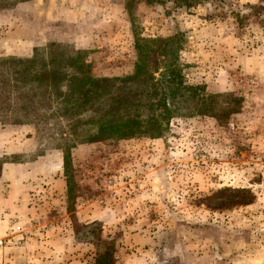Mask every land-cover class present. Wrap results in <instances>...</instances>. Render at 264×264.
Returning a JSON list of instances; mask_svg holds the SVG:
<instances>
[{
    "label": "rangeland",
    "instance_id": "374dc122",
    "mask_svg": "<svg viewBox=\"0 0 264 264\" xmlns=\"http://www.w3.org/2000/svg\"><path fill=\"white\" fill-rule=\"evenodd\" d=\"M178 31L206 99L101 135L79 65L123 79ZM0 239V264H264V0H0Z\"/></svg>",
    "mask_w": 264,
    "mask_h": 264
},
{
    "label": "trees",
    "instance_id": "16d2710c",
    "mask_svg": "<svg viewBox=\"0 0 264 264\" xmlns=\"http://www.w3.org/2000/svg\"><path fill=\"white\" fill-rule=\"evenodd\" d=\"M183 38L184 34L178 31L164 39H138L135 73L123 79L94 77L89 72V65H79L82 72L70 78L72 95L77 94L84 105L92 108L104 98L109 101L106 112L93 120L99 125L101 135L130 137L141 132L159 135L168 130L172 118L184 115L185 107L180 104L193 100L200 103L206 99L196 87L188 85L182 75L178 51L182 49ZM152 53L159 59L154 66L150 60ZM158 70H161L159 77L155 75ZM41 77L50 87L56 86L61 78L51 70L43 72ZM118 81L124 85L131 81L145 83L126 90L124 86L116 85ZM143 115L146 120L141 119Z\"/></svg>",
    "mask_w": 264,
    "mask_h": 264
},
{
    "label": "built area",
    "instance_id": "2783aa9c",
    "mask_svg": "<svg viewBox=\"0 0 264 264\" xmlns=\"http://www.w3.org/2000/svg\"><path fill=\"white\" fill-rule=\"evenodd\" d=\"M3 244V240L2 239H0V246Z\"/></svg>",
    "mask_w": 264,
    "mask_h": 264
},
{
    "label": "crops",
    "instance_id": "0c3cea01",
    "mask_svg": "<svg viewBox=\"0 0 264 264\" xmlns=\"http://www.w3.org/2000/svg\"><path fill=\"white\" fill-rule=\"evenodd\" d=\"M20 166V165H19Z\"/></svg>",
    "mask_w": 264,
    "mask_h": 264
}]
</instances>
